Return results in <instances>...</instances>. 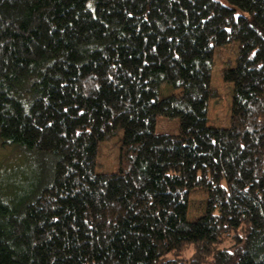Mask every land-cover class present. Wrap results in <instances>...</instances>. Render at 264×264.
I'll list each match as a JSON object with an SVG mask.
<instances>
[{
	"label": "trees",
	"instance_id": "1",
	"mask_svg": "<svg viewBox=\"0 0 264 264\" xmlns=\"http://www.w3.org/2000/svg\"><path fill=\"white\" fill-rule=\"evenodd\" d=\"M225 1L0 0V264H264V0Z\"/></svg>",
	"mask_w": 264,
	"mask_h": 264
},
{
	"label": "rangeland",
	"instance_id": "2",
	"mask_svg": "<svg viewBox=\"0 0 264 264\" xmlns=\"http://www.w3.org/2000/svg\"><path fill=\"white\" fill-rule=\"evenodd\" d=\"M219 2L226 5L225 0H219ZM237 15L240 14V11L236 12ZM235 48L227 47L224 50L216 51L214 56V66L211 69V85L214 90L217 92V96L211 99L208 103V125L214 127H224L227 126L230 115V105H231V86L224 84L221 78V71L227 67L229 63L233 62ZM230 65V66H231ZM171 93V91H167ZM173 93V92H172ZM178 121L169 120L165 118H158L156 121V133L157 134H169L177 132ZM120 135V134H119ZM120 136H116L106 142H104L99 149L98 158H97V167L96 173H111L116 172L118 165V145H119ZM1 146V141H0ZM11 148H0V171H3L1 179L11 178L15 170L11 167L12 164L19 161V156L15 154H10ZM26 161V159L24 160ZM25 163V162H24ZM18 167L21 164L17 165ZM4 168V169H3ZM3 169V170H2ZM23 169H25L23 167ZM37 175V172H35ZM34 175V176H35ZM18 178H22V184L27 179L29 175H26L25 172L20 171L17 173ZM25 177V178H24ZM39 177V175L37 176ZM25 184V183H24ZM29 187L24 185L22 187L23 191H26ZM32 190V189H31ZM33 192V190H32ZM205 191H196L191 193L190 200L188 201L187 215L186 219L188 222H194L196 219L201 217L204 213V205L206 195Z\"/></svg>",
	"mask_w": 264,
	"mask_h": 264
}]
</instances>
